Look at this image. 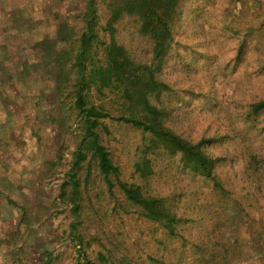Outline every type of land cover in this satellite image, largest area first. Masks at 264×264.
Returning a JSON list of instances; mask_svg holds the SVG:
<instances>
[{"label":"rangeland","instance_id":"374dc122","mask_svg":"<svg viewBox=\"0 0 264 264\" xmlns=\"http://www.w3.org/2000/svg\"><path fill=\"white\" fill-rule=\"evenodd\" d=\"M107 4L98 0L102 24ZM85 8V0H0L3 256L15 255L12 264H264V112L252 109L264 100V0H180L158 73L168 90L151 100L167 127L202 142L221 189L164 151L148 155L153 174L143 180L134 165L147 136L102 121L120 180L166 200L179 219L174 235L109 191L90 155L72 199L66 175L83 136L71 64ZM116 32L136 62L149 60L150 42L132 19ZM60 55L66 71L53 63ZM89 101L114 117L122 111L116 93L92 89Z\"/></svg>","mask_w":264,"mask_h":264},{"label":"trees","instance_id":"16d2710c","mask_svg":"<svg viewBox=\"0 0 264 264\" xmlns=\"http://www.w3.org/2000/svg\"><path fill=\"white\" fill-rule=\"evenodd\" d=\"M179 4L180 0H108L102 24L98 0H85L84 26L76 40L77 49L71 64L76 76L73 100L81 117L83 139L73 154L72 166L66 175L75 201L80 187L77 171L90 155L108 190L117 188L129 205L146 220L161 225L169 235L175 234L179 223L176 214L169 209L164 198L147 195L141 186L120 180L119 169L101 142L100 131L107 130L101 128L102 121L111 119L147 136L142 157L134 165V174L143 180L153 174L148 155L164 151L178 155L183 169L221 189L215 175L216 161L203 151L202 142L192 143L167 127L164 111L151 102L152 97L168 90V86L158 79V73L171 50L172 25ZM129 18L136 23L138 34L150 42V58L144 63L136 62L116 40V26ZM98 24L99 32L96 30ZM65 56L53 60V63L60 64L62 71H66L67 64L62 63ZM92 89L97 90L99 96L105 92L116 93L122 105L120 114L114 117L104 106L92 105L89 101ZM252 109L255 113L264 112V100L254 104ZM74 208L76 210L77 206Z\"/></svg>","mask_w":264,"mask_h":264},{"label":"crops","instance_id":"0c3cea01","mask_svg":"<svg viewBox=\"0 0 264 264\" xmlns=\"http://www.w3.org/2000/svg\"><path fill=\"white\" fill-rule=\"evenodd\" d=\"M13 258H15V255H11L9 258H6L5 256H3V253L1 252V249H0V264H12ZM2 260L4 261L1 263Z\"/></svg>","mask_w":264,"mask_h":264}]
</instances>
